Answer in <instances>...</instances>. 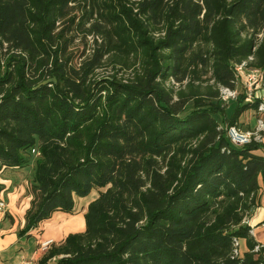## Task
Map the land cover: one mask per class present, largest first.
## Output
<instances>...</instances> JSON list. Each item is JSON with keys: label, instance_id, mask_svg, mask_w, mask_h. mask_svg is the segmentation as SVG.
<instances>
[{"label": "trees", "instance_id": "trees-1", "mask_svg": "<svg viewBox=\"0 0 264 264\" xmlns=\"http://www.w3.org/2000/svg\"><path fill=\"white\" fill-rule=\"evenodd\" d=\"M250 58L264 80V0H0V171L33 164L26 232L97 193L40 264H264L244 223L264 146L225 131L262 99L227 119L220 94Z\"/></svg>", "mask_w": 264, "mask_h": 264}, {"label": "crops", "instance_id": "crops-1", "mask_svg": "<svg viewBox=\"0 0 264 264\" xmlns=\"http://www.w3.org/2000/svg\"><path fill=\"white\" fill-rule=\"evenodd\" d=\"M263 101L264 90L257 93ZM264 123V113H245L238 121L237 127L244 131H253L258 123ZM261 145L264 146V133ZM264 156V148L255 152ZM22 170L0 171V202L6 209L0 213V264H40L47 252H42L40 245L49 240L54 246H61L69 235L82 234L86 224L84 215L89 203L78 200L74 213L57 212L26 232V216L32 206L31 185L23 181ZM80 201V202H79ZM83 203V204H82ZM253 239L264 245V189L260 192L258 205L251 212L248 223ZM247 252L245 241L239 242V253Z\"/></svg>", "mask_w": 264, "mask_h": 264}, {"label": "built area", "instance_id": "built-area-1", "mask_svg": "<svg viewBox=\"0 0 264 264\" xmlns=\"http://www.w3.org/2000/svg\"><path fill=\"white\" fill-rule=\"evenodd\" d=\"M253 61V58H250L248 61L242 63L241 65L236 67V75L238 78H243V86L245 89V96L248 102L252 101L253 98L257 95L258 90H264V80L262 73L256 69L249 68V63ZM237 82V81H236ZM236 85V84H235ZM220 94L223 101H229L237 98V92L235 89H228L221 87ZM258 113H264V99L261 102ZM226 136L229 142L237 147L242 148L246 147L252 143L261 144L263 140L264 133V123L260 121L258 126L253 131H244L238 127H226ZM6 209V204L0 202V213H3ZM244 223H248V219L244 220ZM54 242L49 240L40 245V249L42 252H47L52 246Z\"/></svg>", "mask_w": 264, "mask_h": 264}, {"label": "rangeland", "instance_id": "rangeland-1", "mask_svg": "<svg viewBox=\"0 0 264 264\" xmlns=\"http://www.w3.org/2000/svg\"><path fill=\"white\" fill-rule=\"evenodd\" d=\"M79 40H77L75 42V46L78 47L79 45ZM89 44H90V48H92L91 46L93 45V39L92 37L89 38ZM5 63L3 62L1 65H0V71L3 73L5 71ZM113 73H115V70L111 67V65H108L107 62H105L104 64V67L102 69H100L97 74L99 77H111L113 75ZM130 71H122L121 73L118 74V78L121 79L123 82H126L130 76ZM235 91L237 92V98L236 99H233V100H229V101H223L221 99V101L226 104V118L227 119H230L233 114L235 113V111L237 110V106H238V102L244 98V101L245 102H248V100L246 99L247 97H245V89H244V86H243V78L239 77L237 82H236V85H235ZM261 91L263 90H258L257 92L260 93ZM21 175H22V179L23 181H27L30 185L32 183V179H33V164L31 163L29 167H26L22 170L21 172ZM96 196V197H94ZM97 198V193L91 195V197H88L87 199L88 200H84V202L86 203H91L93 202L95 199ZM82 200V201H83ZM78 202V200H77ZM80 202V201H79Z\"/></svg>", "mask_w": 264, "mask_h": 264}, {"label": "bare ground", "instance_id": "bare-ground-1", "mask_svg": "<svg viewBox=\"0 0 264 264\" xmlns=\"http://www.w3.org/2000/svg\"><path fill=\"white\" fill-rule=\"evenodd\" d=\"M93 194H95V193H92V195H93ZM89 196L91 197V195H89ZM94 197H96V196H94ZM82 199H83V198H82ZM84 200H85V199H84ZM86 200H88L87 197H86ZM86 202H87V201H86ZM86 202H83V203H86ZM76 203H77V202H76ZM83 203H82V204H83Z\"/></svg>", "mask_w": 264, "mask_h": 264}, {"label": "water", "instance_id": "water-1", "mask_svg": "<svg viewBox=\"0 0 264 264\" xmlns=\"http://www.w3.org/2000/svg\"><path fill=\"white\" fill-rule=\"evenodd\" d=\"M46 83H55V80H51V81L46 82Z\"/></svg>", "mask_w": 264, "mask_h": 264}]
</instances>
